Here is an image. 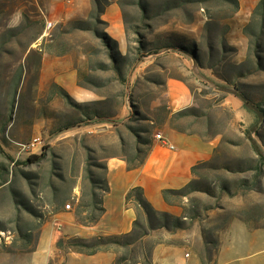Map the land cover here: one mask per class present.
I'll return each instance as SVG.
<instances>
[{"label": "rangeland", "instance_id": "obj_1", "mask_svg": "<svg viewBox=\"0 0 264 264\" xmlns=\"http://www.w3.org/2000/svg\"><path fill=\"white\" fill-rule=\"evenodd\" d=\"M121 1L131 58L142 55L136 65L122 66L125 86L117 82L118 73L109 65L107 50L94 31L69 25L71 20L88 18L92 0L85 18H63L61 14L69 2L62 5L54 0H0V164L9 162L7 155L18 163L14 174L9 175L8 185L0 187V253L32 249L42 224L55 211L75 214L87 168L100 174L103 171L97 165L106 164L109 158L120 157L124 152L134 155L135 139L127 125L148 129L150 133L143 132V137L152 140L166 123L172 127L170 121L177 111L173 112L166 103L165 81L177 78L191 91L192 104L188 107L192 109L176 124L186 133L202 134L199 136L203 140L213 141L218 151L214 149L213 156L193 175L200 189L183 199L192 218H183V207L174 205L179 213H170L181 216V226L170 224L150 231L131 257L143 260L144 252L153 247V259L155 248L159 247L168 249L172 256L181 255L183 264L198 260L201 264H264V228L253 230L247 226L248 229L244 223L247 220L250 225L264 226V171L258 174L255 169L257 156L248 138L253 136L264 151V113L255 110L257 106L264 108V71L240 79L241 90L253 108L236 96L244 104L243 116H237L233 104L225 103L226 97L222 100L228 89L217 85L223 81L208 67L212 62L209 46L218 48L219 43L215 32L204 28L208 18L203 8L197 7L192 23L181 22L171 11L166 23L162 22L164 17L157 18L158 24L149 30L131 0ZM74 5L81 4L74 1ZM252 12L248 16L236 13L230 20L232 29L227 40L237 53H223L231 65L220 63L222 73L232 75V66L247 72L242 62L248 39L242 26ZM136 26L145 42L142 50L136 41ZM99 28L106 31L107 24ZM194 40L202 66L185 52L172 48L154 50L167 43L191 46ZM105 64L108 69L102 67ZM70 75H75L74 86H70ZM54 84L63 87L80 105H71ZM86 111H96L104 118L58 131L59 126L73 123ZM206 114L213 117L211 125L207 124ZM37 138H41L37 147L22 150V145ZM33 155L40 158L30 162ZM13 165L14 162L10 167ZM1 173L0 167V176ZM61 175L66 178L64 182ZM53 186L63 190L56 203H51ZM84 186H89L88 179ZM114 194L117 196V191ZM22 201L35 212L20 213ZM66 204H71V208L67 209ZM36 214L43 215L44 220ZM97 236L88 240L95 241ZM73 238L77 237L67 242ZM67 247L66 243L61 254ZM117 248L112 245L103 250L116 254L113 264H119L116 261L122 254L117 255ZM221 248L223 254L217 258ZM61 258L55 256L50 264H61Z\"/></svg>", "mask_w": 264, "mask_h": 264}, {"label": "trees", "instance_id": "obj_2", "mask_svg": "<svg viewBox=\"0 0 264 264\" xmlns=\"http://www.w3.org/2000/svg\"><path fill=\"white\" fill-rule=\"evenodd\" d=\"M110 2H116L122 8L124 3L121 0H92V8L89 12L87 19H74L69 21V25H72L74 29L80 30H92L95 35L100 38L102 45L107 50V56L109 58V65L111 68L116 70L118 73L117 82L125 86L127 79L124 76L122 66H134L142 60V55H138L135 58H131V48L129 46L128 53L123 55L119 49L116 40L111 38L109 34L105 31L106 28L100 29V25H106L107 22L102 19V14L105 11V6ZM131 4L136 8L140 20L144 22L145 26L149 30L153 29L155 25L158 24L157 18H163L162 22H167L169 20V12L174 11V16H176L183 23H192L195 20V11L197 7L204 9L208 20L205 23V30L207 32H215L216 39L218 40L219 46L215 48L210 45L209 49L211 52L212 62L209 64V68L214 71V73L223 81L222 84H217L222 89L226 90L222 100L229 93H234L236 96H239L246 106L253 108L249 105L251 102L250 98L241 90L243 83L240 80L243 77H246L248 74L254 72L264 71V0H260L256 7L253 9L250 19L242 26V32L248 39V48L245 60H243L242 65L245 66L246 71L238 70L237 67L232 66V75H227L222 73L219 70L220 63H224L225 66L231 65L230 60L228 59L224 52H231L233 55L237 53L236 47L229 44L227 40V34L232 29V23L230 20L238 12L240 8L239 0H131ZM159 9V12H156V9ZM161 23V22H160ZM134 32L139 35L136 39L139 46V50H142L144 47V41L142 35L139 33L138 26L135 27ZM162 48H172L181 52H185L191 56L192 59L200 66V57L198 55V44L194 40L191 46L186 45L185 43L178 44H163L156 51L161 50ZM152 53V52H151ZM223 54V55H222ZM103 68L108 69L107 64L102 65ZM110 81H114L113 79ZM60 94L65 97L69 103L73 106H79L80 104L74 102L68 92L61 87L60 85L54 84ZM233 91V92H232ZM192 109V107L185 108L183 110L173 113L171 118V125L174 129H177L181 132H187L185 129L180 128L176 124V120L186 114ZM258 109L260 114L264 113V108L257 106L255 110ZM258 113V111H256ZM170 113V112H169ZM207 116V124L211 125L213 117L209 114ZM104 118L103 115L98 114L96 111L89 112L86 111L84 116L78 118L76 121L70 124H64L59 126L58 131L67 130L72 126L77 124H82L85 122L95 121L97 119ZM129 133L133 136L134 145L132 147L133 156H128L125 152L120 156L125 160L127 168L135 169L141 166L152 145V138L143 137V132L150 133L146 128H136L132 125H127ZM258 134L257 131H255ZM202 136V134H199ZM121 142L123 144L122 136ZM250 140V148L257 157L255 169L258 171V174L263 173L264 166V151L261 149V146L258 144L253 136H248ZM141 144L147 146V148H141ZM218 151V148H215V152ZM5 153V152H4ZM6 164H0L2 173L0 176V187L8 185L9 175L14 174V166L18 163L14 161L11 156L7 155ZM39 156L33 155L29 158L30 162L39 159ZM254 161V160H251ZM14 162L13 167H10V164ZM206 162L199 163L193 167V175H196V171L199 166L203 165ZM258 163V164H257ZM103 172L98 174L93 172L89 168L86 169L87 176L83 178V184L81 187V195L78 198V203L76 205V218L78 222L85 226H91L96 224L106 212L104 205V195L109 191V183L107 179V164L97 165ZM61 181H65L66 178L61 175ZM88 179L89 186L86 188L84 182ZM243 182L249 183L247 179H244ZM197 187V181L192 178L186 185L181 188H166L162 191L165 201L170 205H181L184 209L183 218H192V214L187 211V207L183 205V199L188 197L193 191L199 190ZM225 189V188H224ZM53 198L51 203H56L59 201L62 189L57 186H53ZM127 203L132 202L136 211V219L133 222V229L128 233H123L119 235H99L95 237V241H90L83 238H73L69 242H65L63 238H60L57 242V246L60 249L65 247V244H68L67 251H77L86 254H95L99 251L109 250L112 248V245H117L118 248L115 250L117 255L119 253V258L116 263L124 264H138L139 262L143 264H152V250L153 247L144 252L143 260L133 259L131 254L135 253L139 248V245L144 244V238L150 234V231L162 228L169 227L170 224L173 226H181L183 220L181 221V216L174 215L168 211H160L156 209L144 195V189L141 186L132 187L126 195ZM208 209V208H206ZM20 213L28 212L34 213L35 210L24 201L20 202L18 208ZM56 212V211H55ZM36 216L44 220L45 217L40 214ZM247 226L251 229L264 228L260 225H250L249 221H244ZM30 234H26L27 238H30ZM121 248L124 249L121 251ZM121 255V256H120Z\"/></svg>", "mask_w": 264, "mask_h": 264}, {"label": "crops", "instance_id": "obj_3", "mask_svg": "<svg viewBox=\"0 0 264 264\" xmlns=\"http://www.w3.org/2000/svg\"><path fill=\"white\" fill-rule=\"evenodd\" d=\"M54 1L62 5L70 3L68 9L61 14L63 18H85L91 7V0ZM74 1H78V4H81L80 7L74 5ZM239 1L240 8L237 14L248 16L260 0ZM102 18L107 22L106 31L117 41L119 51L126 55L128 46L120 6L116 2L109 3L105 7ZM69 77H71L70 86H74L75 75ZM65 78L63 77L62 81ZM56 79L60 81L61 78ZM165 87L164 97L173 112L192 104L191 91L182 80L168 78L165 81ZM226 102L233 104L237 116H243L244 104L236 95H227ZM160 134L164 136L166 142L157 138L153 139L144 163L135 169L129 170L125 160L120 157H111L107 160V179L110 189L104 195L106 212L96 224L85 226L78 222L73 212L56 211L42 224L32 249L17 253H0V264H50L55 256L62 257L61 264H113L116 254L112 251L86 254L71 250L61 254L57 242L60 238L67 242L72 237L90 239L95 235H119L130 232L136 219V211L134 206L127 203L126 195L135 186L143 187L145 198L156 209L179 213L176 206L165 201L162 191L166 188H181L191 181L193 167L208 161L213 156L216 144L213 141L203 140L197 134L174 129L168 123ZM115 191L118 193L117 196L114 194ZM245 225L247 227L246 223ZM222 254L221 248L217 258ZM152 261V264H183L185 260L176 253L172 256L168 249L156 247ZM190 264L201 263L198 260Z\"/></svg>", "mask_w": 264, "mask_h": 264}, {"label": "built area", "instance_id": "obj_4", "mask_svg": "<svg viewBox=\"0 0 264 264\" xmlns=\"http://www.w3.org/2000/svg\"><path fill=\"white\" fill-rule=\"evenodd\" d=\"M156 138L163 141V142H166L165 141V138L162 134L158 133L156 135ZM41 143V138H39L38 140H35V141H32L30 142L29 144H24L22 145V150H26L29 151V150H33L35 147H37L39 144ZM172 147V146H171ZM66 208L69 209L71 208V204H66Z\"/></svg>", "mask_w": 264, "mask_h": 264}, {"label": "bare ground", "instance_id": "obj_5", "mask_svg": "<svg viewBox=\"0 0 264 264\" xmlns=\"http://www.w3.org/2000/svg\"><path fill=\"white\" fill-rule=\"evenodd\" d=\"M39 138L35 139V140H38Z\"/></svg>", "mask_w": 264, "mask_h": 264}]
</instances>
